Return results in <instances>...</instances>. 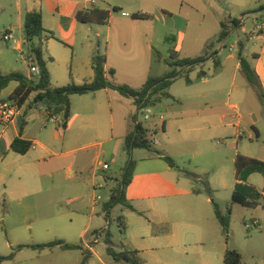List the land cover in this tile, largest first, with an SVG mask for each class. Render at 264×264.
Masks as SVG:
<instances>
[{
  "label": "crops",
  "instance_id": "obj_1",
  "mask_svg": "<svg viewBox=\"0 0 264 264\" xmlns=\"http://www.w3.org/2000/svg\"><path fill=\"white\" fill-rule=\"evenodd\" d=\"M217 1L100 0L98 5L96 1L92 3L90 0H0V13L6 12L7 9L13 10L12 16L16 20L15 25H13V22L9 23L11 28L5 27L2 31L12 30L11 32H13L15 30L13 26H16L21 32L22 39L20 40L21 45H13V47L21 57L29 58L30 63L31 56L27 50H24L25 46L23 45L25 17L33 11L42 13L43 26L46 31L36 45L41 44L43 58L47 62L50 71L52 87H64L72 83L83 85L92 82L94 79L92 58L96 53H100L107 58L106 77L110 81L139 88L146 82L148 77L155 76L152 72L154 56L157 57V34L155 26L149 24L155 13L159 12L173 19L176 13L171 7L180 5L177 13L182 21V26L178 28L169 27L178 30L174 52L180 58H194L200 56V52L204 51L202 48L219 34L222 20L232 18V13L222 8ZM225 1L233 8L242 9L243 4H245L243 0ZM101 2L111 7L120 8L121 11L118 14L122 13L119 14L121 17L115 18L116 16L112 13L109 22L105 25L85 24L78 21L77 15L80 11L93 8L105 10ZM261 4H264V0L260 1L259 6ZM127 8H136L138 14H147L152 18L148 20L136 19L132 15L137 13L127 11ZM125 12L129 13L130 16H123ZM246 16L247 19L250 16L253 18L254 29L250 33H245V36L247 42H253L255 45L252 52L253 65L264 92V31L259 32L256 27L257 22L264 21V11ZM191 25H193V28ZM245 27L246 21L239 30L244 32ZM239 41L244 40L237 38L234 32L225 46L230 43L235 44L238 50ZM218 57L221 62V69L213 77L216 80H213L214 82H212L210 88L208 90H204L203 87L196 90L187 89V92L192 95L197 91V95L192 96L191 99H186L184 96L177 98L176 95H171L177 101V104L164 105L163 102L157 113L153 114L154 118L151 119V123L154 126L150 129H155L156 134L161 131L169 136L176 126L180 131L184 126V122L188 119V121L191 120L195 124H202L201 127L188 128L190 130L212 134V138L215 140V134L217 133L221 134L218 137L223 134L225 138L229 137L230 141L223 140L221 144L232 145L235 148L234 162L238 155L264 162V152L259 148L251 149L247 145V143L258 147L261 145L262 133L257 124L264 120V116L249 117L248 120L239 118L237 124H233L228 122L227 118H236V106H241L242 100H237L235 104H232L230 103L231 99H228L224 103V108L233 112L229 115L224 108L220 107L219 101L211 98V94H217L233 85L241 67L239 61L236 64L235 71L230 73L222 64L219 52ZM165 60L167 64V59ZM30 66L31 64L20 65L15 58L14 61L7 64L3 58V50L0 49V68L3 74L24 70L22 72L27 77L32 78ZM111 70H114V75L110 73ZM169 70L170 67L166 72ZM203 80L204 83L210 82L206 77ZM18 86V82L12 81L6 88L0 90V101L13 103L9 100V97ZM35 96V93L30 96L21 107L20 115L15 120L8 124L0 122V256L3 257L9 256L20 245H37L35 237L31 241H25L27 231H31L32 235V230H34L32 224H26L27 219L30 217L35 218L33 224L37 223L39 234H58L53 235L57 236L54 237L57 238L55 240H63L68 244H72V236L77 232L83 237L88 235L87 228L78 231L77 227L73 225L70 227L65 224H57L54 221L42 223L40 220V196L43 193L52 192V187L57 188L55 185L60 183L61 176L64 173L68 176L67 179L72 181L77 171L81 175L87 172L85 164L82 165L72 161V145L81 144L82 146L77 149H92L98 144L92 142V140L87 141V138L110 135V141L115 143V147H119L121 141L125 140L127 134L132 130V117L137 111L132 99L122 96L115 90L104 89L83 96L74 95L71 97L72 115L67 128L63 129L61 127L63 116L58 115L50 118L43 104L34 103ZM75 97H81V100L77 101ZM80 102L82 105L79 104ZM200 112H204L205 115L199 116ZM242 123H245V129L246 127L249 128L248 134L239 130ZM185 125L188 124L185 123ZM17 138L32 142L33 146L30 151L24 155L14 152L12 144ZM246 139H249V142ZM158 144H161L160 141ZM159 159L161 158L159 157ZM102 164L99 162L98 165L92 168L90 184L94 190H97V186L100 185L98 183V171H104ZM148 165L141 167V172H137V166L133 182L127 189V198L134 208L141 210L152 207L153 204L148 205L151 197L173 196L175 201L171 203L167 201L166 210L174 211L177 207L181 209V194L183 190L185 191L186 184L184 181L186 179L181 178L180 180L178 175L174 176L176 170L169 165L164 171L146 172L151 167ZM256 175H261V178ZM237 182L236 179L235 185ZM246 183L262 193V202H264V174L253 173L248 177ZM109 184L110 182L107 183L108 186ZM79 185L81 183H74L75 187ZM54 193L56 192L53 191L52 195ZM97 197L95 196L92 199L91 215L96 212L99 205L98 200H96ZM146 200L148 201L145 202ZM207 201L210 202L211 199L208 198ZM259 208L260 206L253 208L254 215L259 224L258 226L264 228V206L262 210H259ZM183 210L190 213L191 207L185 205ZM158 223H161V221H158ZM4 231H6V234ZM151 235L155 239H167L166 241L169 244H177L181 238L175 231L160 235H155L151 231ZM5 236L7 239L4 242ZM84 244L87 243L84 242ZM7 247L10 248V253L3 251V248ZM221 247L217 246L218 249L222 250L223 258L227 249H236L241 253V250L233 247L231 242L227 243L225 241ZM86 248H90L93 252V247H90V244H87ZM25 250L36 255L38 261L41 260L44 254L54 255L58 253L55 252L57 250L60 251L59 253L65 254L77 251L62 250L59 247L44 250L24 248L17 251L12 260H0V264L13 263L21 257ZM47 264L53 263L48 262Z\"/></svg>",
  "mask_w": 264,
  "mask_h": 264
},
{
  "label": "rangeland",
  "instance_id": "obj_2",
  "mask_svg": "<svg viewBox=\"0 0 264 264\" xmlns=\"http://www.w3.org/2000/svg\"><path fill=\"white\" fill-rule=\"evenodd\" d=\"M99 5L100 0H94ZM240 1V0H236ZM243 8H233L225 0H218L222 8L227 9L232 13L231 19L243 20L246 27L245 31L236 30L235 35L246 42V51L244 57L254 67V57L252 52L255 49L253 42H247L245 33H250L254 29L253 18L250 16L248 19L246 15H252L253 11L258 9L260 1L243 0ZM101 5L105 11L114 13L115 18H120L122 13L113 11L114 7L108 6L101 2ZM179 4L172 6L174 13H176L171 19L168 16H164L159 12L155 13V16L151 19L149 24L155 26L156 30V56H154L153 72L155 76H163L169 69L166 64V60L170 59V55L175 49V39L178 36V30L171 29L169 27H181L182 21L178 16L177 9ZM127 11L137 12L136 8H127ZM233 10V12H232ZM161 11V10H160ZM250 12V13H249ZM228 13V12H227ZM245 13V15H244ZM248 13V14H247ZM229 14V13H228ZM13 10L7 9L6 12L0 13V49L3 50V58L6 63L15 60L23 66L31 64L29 58L21 57L14 49L12 42L4 40V33L11 31H2L6 28H11L10 24L13 22L15 25L16 20L13 18ZM123 16H130L125 12ZM223 21V20H222ZM166 22V23H165ZM10 23V24H9ZM148 24V23H147ZM8 25V26H7ZM15 30L12 32L14 37L18 40L22 39L21 32L13 26ZM193 28V25H191ZM218 36V34H217ZM216 36V37H217ZM213 38L208 42L215 41ZM38 38L35 39V43H39ZM200 52V55L205 53ZM26 51L27 48H24ZM213 50L218 51L222 64L228 69V72L233 73L236 68V64L239 62L237 45L215 43ZM7 70V66H5ZM1 69V68H0ZM25 69V67H24ZM205 72V77L210 80L209 83H204L203 78H200L198 74L201 71ZM2 71V70H1ZM24 71V70H22ZM20 71L24 74V72ZM214 70V62L212 60L207 61L203 66L197 67L192 73L190 78L192 84H188L185 79L176 81L169 93L179 97H186L191 99L192 96L197 95L195 93L189 94L187 89L196 90L197 88H204L208 90L214 82V76H216ZM211 94V93H210ZM77 101L81 100V97H75ZM211 98L219 101L220 107L224 108V103L231 99L230 103L235 104L238 100H242V105H237L236 118H227L228 122L237 124L239 118L248 120L249 117L255 118L256 116H264V103L260 97V93L256 87L251 85L243 69L240 67L238 70L234 83L229 88H225L217 94H211ZM82 105V103H79ZM164 105H176L177 101L174 97L166 99ZM162 104V105H163ZM78 105V102H77ZM161 104L146 109L141 112H135L136 121L141 122L144 127L150 129L154 126L151 123L153 114L157 113ZM227 114H233L227 108H224ZM204 112H200L199 116H204ZM190 122V124H189ZM185 123L188 125L186 126ZM202 124H195L191 120L184 122V126L179 131L178 126L175 130L169 134H163L161 131L158 134L152 135L151 139L157 138L161 144L153 143L151 149H132L128 152L125 140L121 141L119 147H115V143L110 141V135H102L99 137L87 138L86 140H92L96 142V145L92 149H77L82 145H72V161H76L79 164L87 166V172L80 174L79 171L72 179H67V175L61 176L60 183L55 185L57 188L52 187V192H56L52 195V192L43 193L40 196L41 201V217L42 223L54 221L57 224H65L67 226L77 227V230L87 228L88 235L86 237L80 236L79 233L72 236V244L82 245L85 249L87 244H91L96 234L101 232V229L108 230L112 234V241L114 248L118 252L126 251L131 262L129 264H224V258L222 256V250L218 249L225 242V238L222 232V228L219 225L215 213L213 202L217 203L222 209L231 204L232 194L235 190L236 183V169H235V148L232 145L221 144V141H230V138H225L219 133L215 134L216 140L212 138V134L204 131L190 130L188 128L201 127ZM262 133L261 145H250L251 149L259 148L264 152V120H261L257 124ZM239 127V126H238ZM151 130V129H150ZM239 130L248 134L249 128L245 123H242ZM210 132L209 130H207ZM229 132V131H228ZM228 135V133H227ZM212 138V139H211ZM249 142V139H246ZM100 143V144H99ZM77 149V150H75ZM159 154L172 158L175 163L186 171L193 172L200 177V180L192 184L191 180L178 172L174 171V176L178 175V178L186 179L185 191L181 194V209L177 207L174 211L166 210V202H174L175 197H151L149 204H153L150 208L145 209H132L118 204L116 205L110 215V218H106V214L103 210L104 204L109 200L110 191L115 186V183L107 185L105 177H118L119 173L117 166L124 167L127 162L133 160L136 162L137 172H141V167L151 166L146 172H160L164 171L168 167V164L163 159H159ZM107 163L110 167L107 171H98V183L104 185V188L94 190L90 184V178L92 168L98 163ZM78 164V165H79ZM136 173V172H135ZM261 178V175H256ZM79 182L81 185L74 186V183ZM193 185L201 191L200 194L193 192ZM207 188H210L211 193L207 192ZM50 195V199H49ZM100 196L98 200V206L96 212L91 215V202L93 197ZM211 199L210 202L207 200ZM146 200L145 202H147ZM51 202V203H50ZM133 205V204H132ZM186 206L191 207V212L183 210ZM262 205V206H261ZM259 210H262L264 202L261 200ZM254 209L243 207L242 205L232 206V219H231V233L229 242L241 250L243 256V264H264V228L254 226L256 221ZM91 215V216H90ZM87 216V217H84ZM123 217L125 223V231L120 227L118 218ZM34 217L27 219L26 224H32L33 229L27 231V238L25 241H31L35 237L36 244H44L55 241L53 235L58 234H39L37 230V223ZM73 221V224H72ZM161 221V223H158ZM153 223L160 229L168 227L170 232L175 231L180 238L177 244H169L167 239H155L152 237L151 231H153ZM3 226V223H2ZM29 230V229H28ZM6 234V231H4ZM94 235V236H93ZM6 236L3 241L5 242ZM105 232L102 233L99 238V242L93 245V254L88 264H127L125 262L116 263L112 257L107 254V245L104 242ZM87 243V244H84ZM27 243V242H24ZM222 248V247H221ZM139 251V254H132L131 251ZM5 253H10V248H3ZM54 255H46L37 260L36 255H33L31 251L25 250L16 261L11 264H47L52 262L53 264H81L82 254L80 250L72 251V253H59L55 251ZM36 259H35V258ZM78 260V261H77Z\"/></svg>",
  "mask_w": 264,
  "mask_h": 264
},
{
  "label": "trees",
  "instance_id": "obj_3",
  "mask_svg": "<svg viewBox=\"0 0 264 264\" xmlns=\"http://www.w3.org/2000/svg\"><path fill=\"white\" fill-rule=\"evenodd\" d=\"M113 11L118 12L120 8H113ZM264 11V4H261L258 9L252 13H259ZM250 13V12H249ZM248 14V13H247ZM245 15V13H244ZM136 19L148 20L152 16L147 14H133ZM111 13L109 11L100 9H89L80 11L77 15V19L81 23L85 24H99L105 25L109 22ZM242 21L238 19H226L221 22V30L216 37V40L209 43L206 47V51L203 55L194 58H180L176 52L170 55V59L167 60V64L170 70L163 76H150L146 82L139 88H134L126 84H117L114 81H110L106 77V63L107 58L105 55L96 53L92 58V67L94 70V79L90 83L83 85L69 84L64 87L54 88L51 84V75L47 67V62L43 58V52L41 44L36 45L34 42L36 38L41 39L46 31L43 26V17L41 12L33 11L26 15L23 26V45L27 48L33 62L40 68L41 76L39 79H33L27 77L21 72H11L3 74L0 69V90L6 88L12 81L19 83V86L15 89L9 100L18 106L22 107L32 94H36L34 103L43 104L46 107L48 116L53 118L58 115L63 116L61 127L66 129L68 121L72 115L71 111V97L74 95H87L95 93L99 90L111 89L119 92L122 96L132 99L136 106L137 112L144 111L149 108L156 107L162 104L166 99L172 98L169 93L171 86L179 79H185L188 84L192 83L190 73H192L197 67L203 66L210 59L214 62V70L218 72L221 69V62L218 57V51L213 50L215 43L226 44L234 32L242 27ZM246 42H238V58L241 68L248 82L256 87L260 93V97L264 101L263 87L254 67L244 57ZM113 75L114 70H111ZM198 76L204 78L205 72L202 70ZM136 116L132 117V130L127 134L125 138L128 152L132 149H151L153 141L152 135L156 134V130H150L144 127L140 122L136 121ZM23 130V128H22ZM33 143L21 138H17L12 144V150L18 154H26L32 148ZM159 157L166 161V163L173 169L182 173L188 177L192 184L200 180V177L190 171L181 169L175 161L168 157L159 154ZM118 169V168H117ZM236 179L238 180L235 190L232 194L231 204H229L225 210L222 209L217 203L213 202L215 217L222 228V232L225 241L228 243L231 233V219H232V206L242 205L243 207L253 209L261 205L263 199L262 193L255 187L248 185L247 179L253 173L264 174V162L249 158L243 155H238L235 161ZM136 170V162L130 160L124 167H119L118 177L106 176V182L113 181L115 186L110 191L109 200L104 204L103 210L106 214V218L109 219L113 208L118 205H124L133 211H136L130 200L127 198V189L132 184L134 174ZM193 185V192L200 194L199 191ZM207 192L211 193L210 188H207ZM120 227L125 230V223L123 217L118 218ZM105 232L104 242L107 245V254L113 258L116 263L125 262L129 264L131 260L126 251L118 252L114 248L112 241V234L108 230L101 229V232L96 234L95 241L90 244V247L99 242V238L102 233ZM168 227L159 228L153 223V233L155 235L169 233ZM59 247L62 250H81L82 260L81 264H88L92 251L90 248H84L82 245L68 244L63 240H55L49 243L37 244V245H20L15 248V251L7 257L0 256V260H12L16 252L24 248H32L38 250L52 249ZM132 254H139L138 251H131ZM224 264H243V256L236 249H227L224 254Z\"/></svg>",
  "mask_w": 264,
  "mask_h": 264
},
{
  "label": "built area",
  "instance_id": "obj_4",
  "mask_svg": "<svg viewBox=\"0 0 264 264\" xmlns=\"http://www.w3.org/2000/svg\"><path fill=\"white\" fill-rule=\"evenodd\" d=\"M90 1L94 3V0H90ZM242 23H244L243 20H242ZM256 27H257V31L263 32L264 31V21L257 22ZM4 40L7 42H12L14 45H21L20 40L16 39L12 32L4 33ZM30 61H31L30 71L32 73V78L39 79L41 76L40 68L33 62L32 58L30 59ZM20 111H21V107L18 106L17 104L11 103L8 101H0V122L4 124H8L12 122L13 120L16 119L17 116L20 115ZM152 141L155 144L159 143L157 138H154ZM102 169L104 171H107L110 169V167L107 163H103ZM103 187L104 186L102 184L97 186L98 189H102ZM100 199H101L100 196L96 198V200H100ZM258 225H259L258 222L255 221L254 226H258Z\"/></svg>",
  "mask_w": 264,
  "mask_h": 264
},
{
  "label": "water",
  "instance_id": "obj_5",
  "mask_svg": "<svg viewBox=\"0 0 264 264\" xmlns=\"http://www.w3.org/2000/svg\"><path fill=\"white\" fill-rule=\"evenodd\" d=\"M120 166H117V168L119 169Z\"/></svg>",
  "mask_w": 264,
  "mask_h": 264
}]
</instances>
